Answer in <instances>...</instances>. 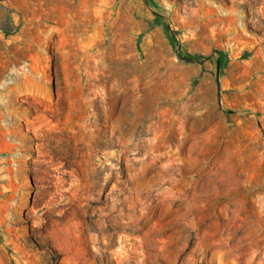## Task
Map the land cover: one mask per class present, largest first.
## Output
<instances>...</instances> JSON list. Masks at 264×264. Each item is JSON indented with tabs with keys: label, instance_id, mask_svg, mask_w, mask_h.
I'll use <instances>...</instances> for the list:
<instances>
[{
	"label": "rangeland",
	"instance_id": "374dc122",
	"mask_svg": "<svg viewBox=\"0 0 264 264\" xmlns=\"http://www.w3.org/2000/svg\"><path fill=\"white\" fill-rule=\"evenodd\" d=\"M0 264H264V0H0Z\"/></svg>",
	"mask_w": 264,
	"mask_h": 264
}]
</instances>
